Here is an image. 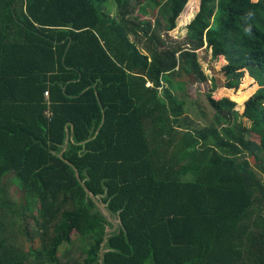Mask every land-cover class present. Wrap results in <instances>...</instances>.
<instances>
[{"label":"trees","instance_id":"16d2710c","mask_svg":"<svg viewBox=\"0 0 264 264\" xmlns=\"http://www.w3.org/2000/svg\"><path fill=\"white\" fill-rule=\"evenodd\" d=\"M187 2L0 0V264H264V0Z\"/></svg>","mask_w":264,"mask_h":264},{"label":"rangeland","instance_id":"374dc122","mask_svg":"<svg viewBox=\"0 0 264 264\" xmlns=\"http://www.w3.org/2000/svg\"><path fill=\"white\" fill-rule=\"evenodd\" d=\"M198 2L199 0H188L185 8L183 9L182 13L177 19V26L169 32V34L173 38H182L186 32L185 25L190 21V19L193 17L188 18V16L194 15L195 11H197L198 8ZM112 10H114V7H111ZM188 18V19H187ZM199 60L201 63V67L203 71L210 76L211 74L217 76L218 78H223V75L218 72L220 70V67L223 65L224 61L220 57L218 59H213L211 58V52L210 50H206L201 48L199 50ZM215 70V71H214ZM222 81V80H221ZM211 85L209 81L203 82V83H186V87L184 89V95L183 99L185 101V109L186 112L193 118H195L198 122L197 124H203L207 120H209V116L212 113V110L207 104L206 98H205V93L209 91ZM213 97L218 99L224 95H228V91L222 89V88H217L213 92ZM236 110L238 111L239 114L242 113L243 111V104H238L236 105ZM205 113V115L203 114ZM239 119L242 121V123L246 126L250 124L249 120L246 119L245 117L241 116ZM251 138H254L251 136ZM256 139V138H254ZM259 173L260 176L264 177V174L262 171L256 169ZM13 191H15V187H11V193L12 195H16ZM81 244L80 240L77 239V237H74V243L68 246V249L66 250V253H63L60 255V258L62 261L66 260L68 257H78L79 254L81 253ZM62 252V249L60 253Z\"/></svg>","mask_w":264,"mask_h":264},{"label":"water","instance_id":"95a60500","mask_svg":"<svg viewBox=\"0 0 264 264\" xmlns=\"http://www.w3.org/2000/svg\"><path fill=\"white\" fill-rule=\"evenodd\" d=\"M97 202V201H95ZM99 207L101 208L102 212L108 217V219L113 223V227L112 228H106L105 232H104V237H103V242L101 244L100 250H99V255H100V264H103V251H104V244L107 238L108 233H110L111 231H113L116 226H117V221L118 220H113L110 216V214L106 211V209L103 207V204L99 203Z\"/></svg>","mask_w":264,"mask_h":264},{"label":"built area","instance_id":"2783aa9c","mask_svg":"<svg viewBox=\"0 0 264 264\" xmlns=\"http://www.w3.org/2000/svg\"><path fill=\"white\" fill-rule=\"evenodd\" d=\"M44 95L47 96V91L44 92Z\"/></svg>","mask_w":264,"mask_h":264},{"label":"crops","instance_id":"0c3cea01","mask_svg":"<svg viewBox=\"0 0 264 264\" xmlns=\"http://www.w3.org/2000/svg\"><path fill=\"white\" fill-rule=\"evenodd\" d=\"M198 9V8H197ZM196 12V11H195ZM193 16V15H192Z\"/></svg>","mask_w":264,"mask_h":264}]
</instances>
